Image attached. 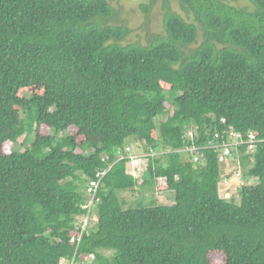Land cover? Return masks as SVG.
I'll return each mask as SVG.
<instances>
[{
	"label": "trees",
	"instance_id": "16d2710c",
	"mask_svg": "<svg viewBox=\"0 0 264 264\" xmlns=\"http://www.w3.org/2000/svg\"><path fill=\"white\" fill-rule=\"evenodd\" d=\"M115 1L0 0V264H264V0Z\"/></svg>",
	"mask_w": 264,
	"mask_h": 264
},
{
	"label": "rangeland",
	"instance_id": "374dc122",
	"mask_svg": "<svg viewBox=\"0 0 264 264\" xmlns=\"http://www.w3.org/2000/svg\"><path fill=\"white\" fill-rule=\"evenodd\" d=\"M228 3H231L237 7H246L248 3L245 0H225ZM149 4L148 0H116L112 3V7L119 14V18L121 21H125L126 26L130 30L131 34L127 38L126 41H137L140 43H144L145 37L147 35H159L162 33L161 29V10H160V2L156 1L152 4L150 13L148 17H145L141 11V7ZM174 7V6H173ZM174 10H178L174 7ZM200 41V38H199ZM46 132V131H44ZM134 152L139 154L137 148L132 147ZM141 154V153H140ZM139 154V155H140ZM230 164V162H228ZM231 162L229 169L227 171L233 172L231 177L227 181H221L219 183V196L224 200L230 201L234 200L235 203H238L237 190L243 186H255V180L244 179L243 174L241 172V178L236 177L234 174L237 170V164ZM238 171V170H237ZM235 172V173H234ZM136 175V174H134ZM146 195V194H145ZM127 198L130 197L128 194L123 195ZM148 194L146 195V197ZM155 199L157 200L158 205H170L172 203L173 194L165 192H158L155 194ZM214 264H222V258L220 256H212Z\"/></svg>",
	"mask_w": 264,
	"mask_h": 264
},
{
	"label": "built area",
	"instance_id": "2783aa9c",
	"mask_svg": "<svg viewBox=\"0 0 264 264\" xmlns=\"http://www.w3.org/2000/svg\"><path fill=\"white\" fill-rule=\"evenodd\" d=\"M234 139L235 142H237L238 139H240L239 135L234 134ZM254 137L252 135L249 136V143H252L249 147L250 148H254L252 147V145L254 144ZM128 151V150H127ZM130 152V151H128ZM223 155L224 157H230V151H229V146H223ZM130 160V168H131V172L132 175L135 176L134 174L137 173V170H139V162H138V156H130L129 157ZM237 177V176H236ZM96 186H98V182H91L87 187H86V192L88 195H90L91 197L93 196L92 194L96 191ZM90 197V201H89V205L91 206L92 202V198ZM88 213H87V217H84L82 220V225H81V232L77 235L71 238L70 242L71 243H77V245L79 244L82 235L85 233V230L87 228V224L89 222V217H88ZM67 264H84L82 262H79L76 260V252L74 253V256L72 257V259L67 263Z\"/></svg>",
	"mask_w": 264,
	"mask_h": 264
},
{
	"label": "clouds",
	"instance_id": "9594fccd",
	"mask_svg": "<svg viewBox=\"0 0 264 264\" xmlns=\"http://www.w3.org/2000/svg\"><path fill=\"white\" fill-rule=\"evenodd\" d=\"M134 156H135V155H134ZM135 174L137 175V173H135ZM136 175H135V176H136Z\"/></svg>",
	"mask_w": 264,
	"mask_h": 264
}]
</instances>
